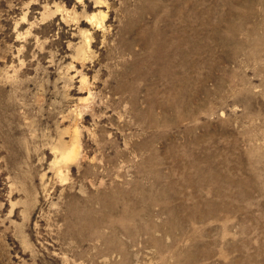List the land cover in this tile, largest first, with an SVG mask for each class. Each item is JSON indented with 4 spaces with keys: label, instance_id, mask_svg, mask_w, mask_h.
<instances>
[{
    "label": "rangeland",
    "instance_id": "obj_1",
    "mask_svg": "<svg viewBox=\"0 0 264 264\" xmlns=\"http://www.w3.org/2000/svg\"><path fill=\"white\" fill-rule=\"evenodd\" d=\"M0 264H264V0H0Z\"/></svg>",
    "mask_w": 264,
    "mask_h": 264
}]
</instances>
